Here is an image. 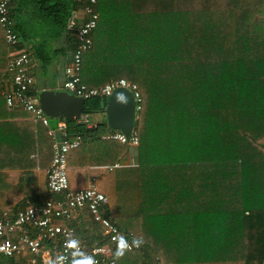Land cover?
I'll return each instance as SVG.
<instances>
[{"label":"trees","instance_id":"trees-1","mask_svg":"<svg viewBox=\"0 0 264 264\" xmlns=\"http://www.w3.org/2000/svg\"><path fill=\"white\" fill-rule=\"evenodd\" d=\"M253 1L130 0L123 12L97 0L80 79L88 87L120 78L137 85L135 168L148 175L138 215L114 220L105 211L127 237L143 240L117 264H264V20L254 18L264 0L254 8ZM76 7V0H11L18 49L42 69L66 56L76 46L66 30ZM62 39L65 48L53 49ZM7 53L0 25V81ZM1 91L0 117H12ZM105 100L85 101L82 114L103 112ZM66 125L107 156L97 166L126 153L100 141L106 123ZM90 220L87 244L106 243Z\"/></svg>","mask_w":264,"mask_h":264},{"label":"built area","instance_id":"built-area-1","mask_svg":"<svg viewBox=\"0 0 264 264\" xmlns=\"http://www.w3.org/2000/svg\"><path fill=\"white\" fill-rule=\"evenodd\" d=\"M76 2L79 7L71 11L66 25V30L73 33L76 46L63 69V89L84 102L93 98L107 99L115 90L124 89L132 95L136 121L142 103L136 84L121 78L110 80L102 87H88L81 82L82 58L92 48V33L99 14L96 10L97 0ZM10 4L11 0H0V25L4 29V40L8 47L5 66L8 84L2 87L1 95L9 110L23 111L47 129V135L52 140V159L46 172L45 200L40 205L27 203L18 210H5L0 214V264L25 256L28 257L27 264H81L85 256H91L96 264H117L114 252L120 237H124L129 244L126 252L139 251L141 246L133 247L132 241L135 239L127 237L106 217L107 198L95 185L81 190L69 188L67 157L83 144V138L79 134L70 136L63 121L58 122L55 129L48 127V118L31 91L34 85L32 58L25 50L18 49L20 40L12 31ZM88 117L81 114L77 122L83 123L86 129L95 128L96 125L88 122ZM100 141L116 142L130 148L139 146L134 129L128 137L119 131L108 130L101 135ZM120 167L121 163H115L104 169L111 172ZM84 209L102 228L101 236L106 243L88 245L77 235L72 220ZM72 240L79 242L78 247L70 244Z\"/></svg>","mask_w":264,"mask_h":264},{"label":"crops","instance_id":"crops-1","mask_svg":"<svg viewBox=\"0 0 264 264\" xmlns=\"http://www.w3.org/2000/svg\"><path fill=\"white\" fill-rule=\"evenodd\" d=\"M112 4L114 7L119 6L123 12L131 9L130 0H113ZM98 9L102 8L98 7ZM64 40L52 45V48H65ZM73 50L74 48L66 56H54L46 69L40 68L39 63L32 58L34 85L31 91L34 92V96L37 97L43 90H58L59 86L63 85V69L69 62ZM57 61L62 63L60 71L44 78L41 86L35 87L36 73H43V75L51 73L49 69L53 64L57 67ZM7 84L4 70L0 89ZM13 112L10 113L12 117H0V214L5 210H18L27 203L40 205L45 200L47 197L46 172L52 159V140L47 135V129L23 111L13 110ZM96 114L89 115L90 124H107V117L103 112ZM47 118L50 129H55L60 121L67 123L62 118ZM77 121L72 122L80 123ZM75 132L74 128H71L68 133L72 136ZM120 146L123 147V145ZM126 149L124 156L115 162L121 163L122 167L111 172L106 171L104 167L115 163L97 166L100 164L96 163L107 159V156L95 151L84 141L67 157L69 188L81 190L91 184L95 185L106 196L108 203L105 211L114 220L138 215L140 203L144 198L142 194L146 192L144 183L148 177L146 171L130 165L131 162H135L138 166L137 148L126 146ZM90 222L89 214L85 209L78 212L72 220L77 235L86 243L92 239ZM27 260L28 257L25 256L16 261H9L7 264H27Z\"/></svg>","mask_w":264,"mask_h":264},{"label":"water","instance_id":"water-1","mask_svg":"<svg viewBox=\"0 0 264 264\" xmlns=\"http://www.w3.org/2000/svg\"><path fill=\"white\" fill-rule=\"evenodd\" d=\"M63 85L58 90H43L38 93L37 100L45 116L62 118L66 122L79 120L84 101L74 97L64 90ZM101 110L107 117V126L110 130L123 133L128 137L134 126V101L132 95L124 90L117 89L101 103ZM84 126L83 123H78Z\"/></svg>","mask_w":264,"mask_h":264},{"label":"clouds","instance_id":"clouds-1","mask_svg":"<svg viewBox=\"0 0 264 264\" xmlns=\"http://www.w3.org/2000/svg\"><path fill=\"white\" fill-rule=\"evenodd\" d=\"M142 243H143L142 239H135L132 241V246L139 248ZM70 244L73 247H78L79 242L76 240H72V241H70ZM128 249H129V244H128L127 240L124 237H120L118 242H117L116 251L114 253V261L121 259ZM81 264H96V262L91 256H85L82 259Z\"/></svg>","mask_w":264,"mask_h":264},{"label":"rangeland","instance_id":"rangeland-1","mask_svg":"<svg viewBox=\"0 0 264 264\" xmlns=\"http://www.w3.org/2000/svg\"><path fill=\"white\" fill-rule=\"evenodd\" d=\"M253 1V0H252ZM256 5V2L255 0L253 1V8L255 7ZM260 10V7L257 8L256 10V14L254 15V18L255 19H260V20H264V7H263V15L258 13L257 11ZM128 11V10H127ZM103 12H106V11H103ZM102 14V13H101ZM264 27V26H263ZM61 64L59 61H57V67H55V64L52 65V67L49 69V72L51 73H48V74H44L43 73H36L35 75V78H36V83H35V87H40L41 86V82L44 81V78H48L50 75H54V74H57L56 72H59L60 71V68H61ZM55 69H57V71H55ZM93 115V114H92ZM96 115H99V114H96ZM91 116V115H90ZM100 116V115H99ZM98 116V117H99ZM94 117V116H93ZM97 117V116H96ZM52 121H55V119H52ZM137 164L135 162H133L131 164V167H136Z\"/></svg>","mask_w":264,"mask_h":264}]
</instances>
